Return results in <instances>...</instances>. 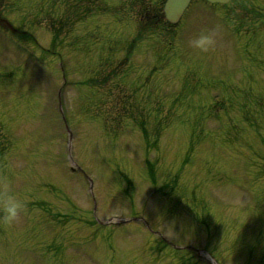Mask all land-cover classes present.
Masks as SVG:
<instances>
[{"label": "rangeland", "instance_id": "374dc122", "mask_svg": "<svg viewBox=\"0 0 264 264\" xmlns=\"http://www.w3.org/2000/svg\"><path fill=\"white\" fill-rule=\"evenodd\" d=\"M62 2L45 3L43 14L40 3L8 12L15 27L32 23L41 45L20 41L10 25L0 31V71L15 68L0 81L24 73L11 85H0V264H191L190 253L160 248L137 223L111 230L108 237L116 246L106 249L104 236L82 218L93 202L86 176L68 171L78 164L94 179L100 220L139 214L171 242L207 249L217 264H264V164L252 159L255 151L264 155V0L200 11L201 19L192 18L186 29L185 22L172 31L155 29L148 33L151 39L132 47L141 18L126 0L105 3L106 15L97 22H89L83 0L70 1L69 9ZM8 6L17 8L16 1ZM58 18L68 25L58 28L60 37L52 44L48 26L61 24ZM208 24L212 31H202ZM228 26L239 32L236 45ZM201 32L214 37L207 52L189 45ZM218 32L230 35L226 50L216 41ZM174 51L194 58L183 67L164 65ZM111 68L116 72L107 87L120 83L123 92L135 95L125 100L131 107L114 105L110 89L92 85ZM198 72L204 79L196 78ZM145 78L148 83L136 93ZM28 90L37 97L19 99ZM258 126L263 139L255 133ZM172 181L169 191L164 185ZM9 202L20 205L12 217ZM43 202L57 209L56 215L68 211L72 217L73 206L80 220L51 221ZM200 216L210 224L208 231ZM75 242L84 246L80 252H95L97 258L76 254ZM54 246L60 252L43 253Z\"/></svg>", "mask_w": 264, "mask_h": 264}, {"label": "clouds", "instance_id": "9594fccd", "mask_svg": "<svg viewBox=\"0 0 264 264\" xmlns=\"http://www.w3.org/2000/svg\"><path fill=\"white\" fill-rule=\"evenodd\" d=\"M214 43L215 41L213 35L206 32H201L189 40L190 47L202 52L209 51L213 47ZM19 207L20 205L17 203L9 202L6 209L9 213V217L15 216Z\"/></svg>", "mask_w": 264, "mask_h": 264}, {"label": "water", "instance_id": "95a60500", "mask_svg": "<svg viewBox=\"0 0 264 264\" xmlns=\"http://www.w3.org/2000/svg\"><path fill=\"white\" fill-rule=\"evenodd\" d=\"M184 1H185V0H181V1L179 2V4H180V5L183 4ZM219 1L224 2V1H227V0H219ZM179 11H180V8L177 9V10H174V11L168 10V14H169L170 17H176V15H178Z\"/></svg>", "mask_w": 264, "mask_h": 264}]
</instances>
